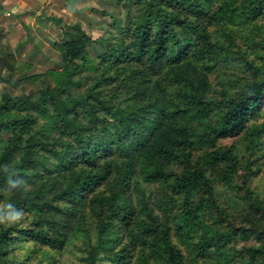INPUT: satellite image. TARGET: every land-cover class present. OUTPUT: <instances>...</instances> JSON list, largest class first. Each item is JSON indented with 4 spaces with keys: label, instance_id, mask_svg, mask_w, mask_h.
<instances>
[{
    "label": "trees",
    "instance_id": "16d2710c",
    "mask_svg": "<svg viewBox=\"0 0 264 264\" xmlns=\"http://www.w3.org/2000/svg\"><path fill=\"white\" fill-rule=\"evenodd\" d=\"M117 4L2 93L0 264H264V0Z\"/></svg>",
    "mask_w": 264,
    "mask_h": 264
},
{
    "label": "rangeland",
    "instance_id": "374dc122",
    "mask_svg": "<svg viewBox=\"0 0 264 264\" xmlns=\"http://www.w3.org/2000/svg\"><path fill=\"white\" fill-rule=\"evenodd\" d=\"M61 1L63 7L55 9H50L49 6L52 3L47 2L45 6L48 8H45L42 13L44 15L57 13V19H60L63 25L81 23L94 38L106 33V30L111 26L112 18L105 12L112 15L120 14L117 0H83L84 4L88 6V9L84 10L73 8L69 3L65 4L66 0ZM37 17L35 22L29 24L28 27H22L27 33H23V36L18 34L19 41H17L18 36L15 29L5 32L0 28V51H13L16 59V68L11 70L0 57V98L6 91L13 95L36 91L45 84L46 80L55 83L48 71L62 68L63 62L54 43L67 37L63 26L55 22L49 24L42 21L40 14ZM20 42H23V45L19 47L17 44ZM90 52L91 56H94V52L92 50ZM231 141L230 138L225 140L228 143ZM41 156L44 154L41 153ZM151 189L157 196L156 186ZM63 259L67 264L78 263L76 253H67Z\"/></svg>",
    "mask_w": 264,
    "mask_h": 264
},
{
    "label": "crops",
    "instance_id": "0c3cea01",
    "mask_svg": "<svg viewBox=\"0 0 264 264\" xmlns=\"http://www.w3.org/2000/svg\"><path fill=\"white\" fill-rule=\"evenodd\" d=\"M49 1L52 3L49 6L50 9L63 7L61 0H0V28L4 29L5 32L14 29L19 31H15L18 36L17 41H19L20 37L18 34L23 36L22 34L24 33V30L21 28H26V26L28 27L29 24L35 22L39 14L42 21L44 20L49 24L55 22L54 19L58 18L57 13L48 15L42 13L45 11V8H48L45 4ZM66 2L65 4L69 3L73 8L76 7L81 10L88 9L87 4H84L83 0H66ZM60 25L64 26L62 23Z\"/></svg>",
    "mask_w": 264,
    "mask_h": 264
},
{
    "label": "clouds",
    "instance_id": "9594fccd",
    "mask_svg": "<svg viewBox=\"0 0 264 264\" xmlns=\"http://www.w3.org/2000/svg\"><path fill=\"white\" fill-rule=\"evenodd\" d=\"M7 207L9 209V214L6 218L7 222L14 223L19 221L23 217V213L15 211L12 204H8ZM0 223H5V217L2 214H0Z\"/></svg>",
    "mask_w": 264,
    "mask_h": 264
}]
</instances>
